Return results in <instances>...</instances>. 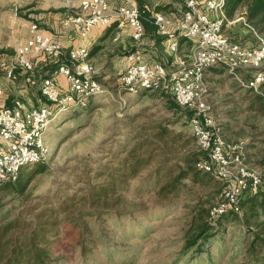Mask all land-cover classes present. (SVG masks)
Instances as JSON below:
<instances>
[{"label": "rangeland", "instance_id": "obj_1", "mask_svg": "<svg viewBox=\"0 0 264 264\" xmlns=\"http://www.w3.org/2000/svg\"><path fill=\"white\" fill-rule=\"evenodd\" d=\"M142 1L147 10L168 16L176 14L182 6L181 0ZM225 34L244 46L257 47L264 41V15L250 24L246 8L240 7L229 19ZM183 43L181 53L187 54L191 46ZM122 52L121 47L109 44L99 54L97 65L103 67L110 61L105 69L108 78L102 80L107 92L91 99L86 108L69 111L52 124L47 132L46 160L26 172L25 187L20 194L5 196L0 227L18 222L22 226L11 234L18 239L30 234L31 229L48 227L45 224L49 220L55 222L53 228L58 236L48 237L52 264H250L247 245L252 235L261 233L264 215L259 227L240 220L215 225L210 231L212 237L200 241L206 243L201 252L187 247L197 234L194 231L195 221H200L197 214L209 211L221 200L217 199L220 191L215 184L194 185L185 181L181 195L171 198L166 207L158 202L152 184L145 185L141 179L122 185L123 189L104 203L91 198L92 189L108 186L111 174L122 173L117 169L131 149L149 141L159 126L168 127L171 137L181 140L166 144L155 139L153 145L145 147L143 156L150 154L155 159L152 165L142 168L141 177H147L159 161L199 148L186 112H171L160 90L136 95L120 90V71L113 65L111 54ZM49 69H43L42 74ZM205 82L212 116L223 129L227 143L244 148L246 163L258 169L264 181V113L251 107L256 95L241 88L221 67L207 70ZM33 87L30 92L35 102L41 98L39 81ZM138 188H142L140 193ZM63 204L73 207L51 219L54 210ZM83 213L87 214V220L78 228L76 224ZM25 222H31L30 228Z\"/></svg>", "mask_w": 264, "mask_h": 264}, {"label": "built area", "instance_id": "obj_2", "mask_svg": "<svg viewBox=\"0 0 264 264\" xmlns=\"http://www.w3.org/2000/svg\"><path fill=\"white\" fill-rule=\"evenodd\" d=\"M64 2L77 6L64 16L62 24L82 41L81 47L67 53V59L60 44L44 36L37 24L30 27L29 39L12 57L0 56V76L7 83H15L19 74H28L32 86L39 81L41 94L31 106L20 99L8 106L2 101L5 86L0 82V183L15 181L22 169L44 162L52 124L107 92L102 80L88 68L89 43L94 28H110L117 23L130 29L134 43V50L126 55L129 65L118 79L120 90L133 95L164 91L180 108L191 112V132L208 155L197 168L224 183L222 198L210 209L209 217L216 221L228 212L241 216V196L246 191L258 192L263 179L258 169L246 163L244 148L227 143L223 129L216 124L207 100L205 72L221 67L241 88L264 100V41L257 47H247L226 36L225 0H181V8L172 16L153 13L158 35L167 41L172 64H149L140 51L146 31L136 0ZM182 40L191 43L187 54L181 53ZM40 64L51 67V71L37 78Z\"/></svg>", "mask_w": 264, "mask_h": 264}, {"label": "trees", "instance_id": "obj_3", "mask_svg": "<svg viewBox=\"0 0 264 264\" xmlns=\"http://www.w3.org/2000/svg\"><path fill=\"white\" fill-rule=\"evenodd\" d=\"M138 6L142 12L141 18L146 34L157 39L159 35L153 19L154 12L147 10L144 7V2L142 0H138ZM240 7L246 8V18L250 24H255L258 22L259 17L264 15V0H225L224 9L228 21L235 16L236 11ZM161 9L162 8H158V11ZM158 40L160 41L159 38ZM164 40L165 39L163 38V41ZM183 42L185 41L182 40V43ZM100 49H102L101 46L94 47L89 59H91V57H93ZM161 94L167 98L170 111L174 113L180 111L186 112L187 120L189 122L191 112L180 108L173 98H170L171 95L168 93L161 91ZM253 99L251 107H257L258 111L264 113L263 98L256 95ZM171 135L172 131L169 130L168 127L159 126V131L149 141L145 140L135 145L133 149H131L128 157H125L123 160L122 166L117 169V172L122 173L111 174V181L108 182V186L92 189L90 196L91 198L96 199L94 202L104 203V200L110 199L111 195L116 191L122 190V185L134 182L137 179H141L145 185L152 184V191L156 193L158 202L163 207L168 206L171 198H178L181 195V189L185 186L183 184L185 181H190L194 185L215 184L220 191L217 198L220 200L224 191V183L208 173H203L197 168V164L201 159L208 158V155L200 148L186 152L181 156L176 154L172 158L161 160L153 166L154 170L150 172L147 177L140 176L142 168L147 165H152L155 159L150 154H147V156L144 157L142 154L143 149L153 145L155 139L163 140L166 144L170 142L177 143L178 139L179 141L181 140V137L172 138ZM39 164L40 163L22 169L19 177L15 181L0 183V211L6 205L5 196L20 194L25 187L23 179L26 172L31 169L30 167ZM140 190H142V188H138L137 193H140ZM239 205L242 210L241 216L233 212H228L218 220L212 221L209 217L210 210L197 214L200 219V221H195L194 223V231L197 234L188 241L187 247H195L197 253L205 250L206 243L200 244V241L203 239L208 241L210 237H212L210 231L214 230L215 225H219L223 222L240 220L246 225H255L256 227L261 226L262 224H259V222L261 215H264V181L258 192L252 193L246 191L243 193L239 200ZM72 207L73 204H63L61 208L54 210L51 219L56 215L67 213ZM86 220L87 214L83 213L80 220H78L79 224H76L77 227L79 228L82 226L81 224L86 223ZM46 223L47 224L45 225H48V227L41 226L36 229H31L30 234L18 239L13 238L11 234L12 231L21 224L18 222H8L6 225L1 226L0 264H52L53 260L48 248L50 246L48 237H57L58 232H54L53 227L55 226V222L49 220ZM24 225L30 228L31 222H25ZM261 233H264V226ZM261 233H255L252 235V241L247 245V251L250 253L251 257L250 264H264V235H261ZM82 249H84V246H82Z\"/></svg>", "mask_w": 264, "mask_h": 264}, {"label": "crops", "instance_id": "obj_4", "mask_svg": "<svg viewBox=\"0 0 264 264\" xmlns=\"http://www.w3.org/2000/svg\"><path fill=\"white\" fill-rule=\"evenodd\" d=\"M137 2V0H136ZM77 4H67L64 0H0V56L12 57L16 51L24 46L30 37V27L33 24H37L39 30L44 36L51 38L53 41L60 44L63 52L65 53V59H67V53L72 49H77L82 46V41L78 35L70 28L63 26V19L67 13L73 12ZM160 39V41L158 40ZM158 38L150 37L146 34L142 42L140 49L144 59L149 64L163 63L168 67L171 66L173 58L168 52L167 41H163V37ZM109 44H112L114 48L121 47L124 52L111 54L112 63L119 68L118 75L121 76L128 67V61L126 59V53H130L134 50L133 40L131 37V31L128 27H120L119 24H114L110 28L96 27L93 29L90 37V54L94 47H102L91 59L89 64L93 66L95 70H100L98 76L101 80H106L107 64L103 67L97 65V57L99 54H103L105 48ZM184 44V43H183ZM182 41L180 45L182 46ZM191 46V43H188ZM181 48V47H180ZM120 55H123L120 57ZM49 68L48 66H42L41 64L36 69L37 78L40 75H48L50 69L42 74L43 69ZM51 68V67H50ZM30 75L19 74L15 83H7L5 78L0 76V82L5 86V95L3 97V103L11 105L13 100L20 99L28 105H33L32 95L30 88L34 87L29 82ZM60 83L64 84L65 79L60 78ZM40 92V87L38 89Z\"/></svg>", "mask_w": 264, "mask_h": 264}, {"label": "water", "instance_id": "obj_5", "mask_svg": "<svg viewBox=\"0 0 264 264\" xmlns=\"http://www.w3.org/2000/svg\"><path fill=\"white\" fill-rule=\"evenodd\" d=\"M88 68H89L90 72H91L94 76H99V75H100V70H95V69L93 68L92 65H89Z\"/></svg>", "mask_w": 264, "mask_h": 264}]
</instances>
